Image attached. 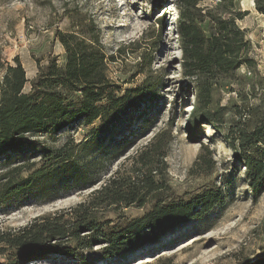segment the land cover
Instances as JSON below:
<instances>
[{
    "label": "rangeland",
    "instance_id": "374dc122",
    "mask_svg": "<svg viewBox=\"0 0 264 264\" xmlns=\"http://www.w3.org/2000/svg\"><path fill=\"white\" fill-rule=\"evenodd\" d=\"M155 1L0 0V83L4 68L12 66L16 58L26 72L25 93L30 91V82L39 68L51 59L62 66L65 53L55 33L71 32L80 14L85 22L93 20L99 29L109 57L108 80L121 94L140 87L148 91L147 99L129 111L128 124L108 138L141 136L118 160L97 170L93 186L61 193L51 203H40L28 193L0 201V235L13 236L37 221L53 217L74 221L84 209L95 221H108L105 227L123 225L142 217L160 198L166 204L186 202L208 190H220L223 204L204 219L177 224L159 235L157 241L121 256L105 257V243L82 250L70 240L67 246L75 249L77 257L49 252L23 264H264V193L252 200L243 180L245 170L235 160L229 143L238 127L249 129L264 117V16L257 14L252 0H234V12H247L236 25L250 43L249 58L254 66L238 69L230 80L214 89L210 110H224L221 129L202 121L196 138L191 139L192 108L199 106V98L194 81L184 75L181 65L177 6L173 0ZM201 3L214 8L216 1ZM133 97V102L139 101ZM143 110L153 121L141 133ZM140 115L141 120H131ZM98 126L96 122L76 133L71 131L55 139L37 136L30 141L60 148L68 139L80 143ZM38 157L30 163L38 165ZM6 171L0 170V176ZM28 175L20 173L22 178ZM147 178L157 190L148 194L143 188L147 192L143 205L101 203L97 199L99 189L113 179L135 187L143 186ZM175 234L178 236L174 238ZM87 235L83 232L80 236L91 237ZM0 253V264L16 256L15 250L3 245Z\"/></svg>",
    "mask_w": 264,
    "mask_h": 264
},
{
    "label": "trees",
    "instance_id": "16d2710c",
    "mask_svg": "<svg viewBox=\"0 0 264 264\" xmlns=\"http://www.w3.org/2000/svg\"><path fill=\"white\" fill-rule=\"evenodd\" d=\"M158 1L167 0L155 3ZM173 1L178 10L176 35L182 52L181 65L184 75L194 81L199 98V106L192 108L193 127L189 128L190 138L195 139L202 121L221 129L224 110L220 108L216 113L210 110L216 86L230 80L238 69L254 66L249 58L250 43L236 25L247 12H234V0H215L214 8L203 7L202 0ZM252 1L257 14L264 16V0ZM77 16L81 19L73 22L71 32L55 33L65 53L64 63L60 66L57 59H51L39 68L28 93L24 92L26 72L19 59L4 68L0 83V170L7 171L0 176L1 202L28 193L40 203H51L61 193L89 188L97 170L118 160L141 136L108 138L128 124L129 111L147 99L148 91L140 87L120 93L117 85L108 80L109 57L104 52L99 29L93 20L85 22L83 15ZM133 95L139 101L133 102ZM142 112L145 120L140 132L144 133L153 120L147 110ZM96 122L99 126L78 144L68 139L60 148H49L30 141L37 136L55 139L57 135L76 133ZM234 132L229 139L230 148L245 170L244 183L256 201L264 193V117L251 128L238 127ZM36 156L40 162L35 166L30 162ZM13 165L16 167L11 168ZM23 171L29 172L26 178L20 177ZM120 182L113 179L99 189L98 201L143 205L147 192L157 190L148 178L143 186ZM143 188H147L146 193ZM223 199L220 190H208L186 202L166 204L160 198L142 217L113 227H105L108 221H95L84 209L74 221L53 217L37 221L13 236L0 235V245L16 251L7 264L33 262L49 252L77 257L75 249L67 246L70 240L82 250L105 243V257L121 256L157 241L159 235L177 224L204 219L209 211L223 204ZM83 232L91 237L84 239L80 236Z\"/></svg>",
    "mask_w": 264,
    "mask_h": 264
},
{
    "label": "bare ground",
    "instance_id": "6f19581e",
    "mask_svg": "<svg viewBox=\"0 0 264 264\" xmlns=\"http://www.w3.org/2000/svg\"><path fill=\"white\" fill-rule=\"evenodd\" d=\"M177 236H178V234H175L174 238L177 237Z\"/></svg>",
    "mask_w": 264,
    "mask_h": 264
}]
</instances>
